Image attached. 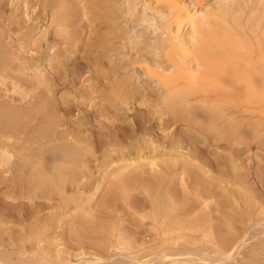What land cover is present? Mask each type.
I'll return each instance as SVG.
<instances>
[{
    "label": "bare ground",
    "instance_id": "obj_1",
    "mask_svg": "<svg viewBox=\"0 0 264 264\" xmlns=\"http://www.w3.org/2000/svg\"><path fill=\"white\" fill-rule=\"evenodd\" d=\"M48 1L20 0L17 8L27 17L30 3L33 11L49 7L50 27L57 35L62 25L74 21V1L85 10L83 0ZM155 5L149 10L155 13L151 20L160 21L155 25L160 35L147 44L153 60L142 63L161 91L157 110L209 133L210 142L224 144L230 157L236 148L264 146V0H216L210 6L156 0ZM127 6L126 15L135 17L130 0ZM30 28L29 35L41 26L31 23ZM127 34L131 42L143 40V33ZM8 59L0 55V63ZM116 89V97L127 100L123 87ZM0 112L14 123L28 115ZM50 131L47 125L43 135ZM11 140L0 147L4 186L10 190L5 195L29 201L39 192L56 190L61 200L46 213L37 206L27 213L21 209L23 226L17 235L0 229V264H264V204L245 189L234 159L214 176L197 138L176 139L194 147L193 154L180 146L164 155L152 141L144 142L146 147L140 143L135 152L108 149L102 166L112 162L95 178L94 192L81 186L86 175L63 171L65 163L87 169L76 145L65 143L48 156L23 155L14 163ZM147 161L152 174L145 181L147 198H131V179L126 173L113 178V165L128 168ZM176 182L180 195L171 192ZM67 183L75 185L73 196H66ZM103 184L105 197L97 199ZM137 223L148 227V237L134 231Z\"/></svg>",
    "mask_w": 264,
    "mask_h": 264
},
{
    "label": "rangeland",
    "instance_id": "obj_2",
    "mask_svg": "<svg viewBox=\"0 0 264 264\" xmlns=\"http://www.w3.org/2000/svg\"><path fill=\"white\" fill-rule=\"evenodd\" d=\"M19 1L0 0V55L9 56L6 64L0 63V110L28 114L14 123L10 116L0 112V147L8 137L12 138L9 144L14 148V163L23 155L48 156L59 146L72 143L80 148L87 169L65 163L63 171L73 170L78 177L86 175L81 186L94 192L95 178L109 170L106 167L112 162L102 166L108 149L133 152L140 143L146 147L152 141L154 146L163 147L164 155L180 146L193 154L194 147L188 142L176 143L177 138L190 136L199 140L198 146L210 161L214 176L234 159L244 176L245 189L257 204H264V146L236 148L230 157L224 144L210 142L209 133L192 123L171 121L157 110L156 98L161 91L146 76L142 63L153 60L147 44L160 35L155 31L160 21L151 20L155 13L149 10L156 6V0H130L131 6H135L132 18L126 15L127 0H83L84 11L74 1L76 17L67 26L62 25L64 31L60 35L50 27L49 7L37 6L33 11L30 3L25 17L17 8ZM195 1L210 6L216 0ZM144 7L148 10L144 11ZM141 17L145 21L141 22ZM31 23H39L41 28L29 35ZM47 28L50 31L43 36ZM131 31L143 33V40L129 41L127 32ZM38 66L41 68L37 70ZM12 81L20 89L13 88ZM119 85L128 93L127 100L116 97ZM47 125L51 131L43 135ZM204 137L207 141H203ZM113 166V178L126 173L131 179V198H147L145 181L152 176L148 161L128 168L125 164ZM4 169L0 166V229L17 235L23 226L19 218L24 212L37 206L44 210L41 213H46L61 197L56 190H46L29 201L24 197L15 201L5 195L10 190H5ZM177 182L171 192L180 195L182 187ZM106 185L98 190L97 199L105 197ZM65 190L70 197L76 188L67 183ZM133 229L139 235H149L148 227L139 223Z\"/></svg>",
    "mask_w": 264,
    "mask_h": 264
}]
</instances>
